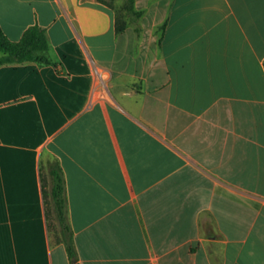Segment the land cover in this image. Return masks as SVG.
<instances>
[{"label":"crops","instance_id":"obj_1","mask_svg":"<svg viewBox=\"0 0 264 264\" xmlns=\"http://www.w3.org/2000/svg\"><path fill=\"white\" fill-rule=\"evenodd\" d=\"M135 8L117 32L98 0H0L10 39L49 41L0 65V264H264V0Z\"/></svg>","mask_w":264,"mask_h":264},{"label":"trees","instance_id":"obj_2","mask_svg":"<svg viewBox=\"0 0 264 264\" xmlns=\"http://www.w3.org/2000/svg\"><path fill=\"white\" fill-rule=\"evenodd\" d=\"M98 1L115 9L117 32L123 31L132 17H137L142 13L135 8V0H126L121 4H116L114 0ZM48 49L49 41L46 29L38 24L27 27L19 40L10 39L0 26V65L25 61L48 62ZM50 175L51 189L49 192L44 190L46 201L51 202V205L47 204L49 227L52 229L51 213L53 210L60 226V234L57 240L65 243L70 258L75 261L77 259V252L74 244L73 230L68 221L65 180L62 168L58 162L51 164Z\"/></svg>","mask_w":264,"mask_h":264},{"label":"rangeland","instance_id":"obj_3","mask_svg":"<svg viewBox=\"0 0 264 264\" xmlns=\"http://www.w3.org/2000/svg\"><path fill=\"white\" fill-rule=\"evenodd\" d=\"M51 227H52V234L54 235V239H57V237L59 236L60 234V226L58 224V221L55 217V213L54 211L52 210V213H51Z\"/></svg>","mask_w":264,"mask_h":264}]
</instances>
